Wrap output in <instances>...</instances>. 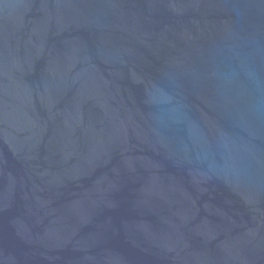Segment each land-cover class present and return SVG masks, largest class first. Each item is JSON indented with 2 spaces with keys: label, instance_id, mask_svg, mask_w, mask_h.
Instances as JSON below:
<instances>
[{
  "label": "water",
  "instance_id": "water-1",
  "mask_svg": "<svg viewBox=\"0 0 264 264\" xmlns=\"http://www.w3.org/2000/svg\"><path fill=\"white\" fill-rule=\"evenodd\" d=\"M0 264H264V0H0Z\"/></svg>",
  "mask_w": 264,
  "mask_h": 264
}]
</instances>
